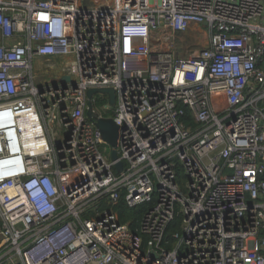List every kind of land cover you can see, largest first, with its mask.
Here are the masks:
<instances>
[{
	"label": "built area",
	"instance_id": "1",
	"mask_svg": "<svg viewBox=\"0 0 264 264\" xmlns=\"http://www.w3.org/2000/svg\"><path fill=\"white\" fill-rule=\"evenodd\" d=\"M0 264H264V0H0Z\"/></svg>",
	"mask_w": 264,
	"mask_h": 264
},
{
	"label": "water",
	"instance_id": "2",
	"mask_svg": "<svg viewBox=\"0 0 264 264\" xmlns=\"http://www.w3.org/2000/svg\"><path fill=\"white\" fill-rule=\"evenodd\" d=\"M60 81L65 83L67 81H72L71 77L65 75L60 79H54L53 82ZM104 94L107 95L109 98V103L114 106L116 104V90L112 87H104V88H90L87 91L88 96V109L87 115L88 117L93 120L96 126L100 129L102 137L104 141L111 147V157L113 160H117L119 158L118 155V140L120 136V125L114 120L112 117H100L98 113L94 111V102L93 98L95 95ZM118 170L123 169V162L119 161L116 164Z\"/></svg>",
	"mask_w": 264,
	"mask_h": 264
},
{
	"label": "trees",
	"instance_id": "3",
	"mask_svg": "<svg viewBox=\"0 0 264 264\" xmlns=\"http://www.w3.org/2000/svg\"><path fill=\"white\" fill-rule=\"evenodd\" d=\"M186 119H189V112L187 111ZM120 212V218L122 222H128L133 219L132 228L135 230L139 225V221L143 217L144 212L148 208L147 204H142L137 207H130L127 203L122 200L120 204L116 207ZM181 216H177L175 221L171 224L168 230V236L173 238V235L180 231Z\"/></svg>",
	"mask_w": 264,
	"mask_h": 264
},
{
	"label": "rangeland",
	"instance_id": "4",
	"mask_svg": "<svg viewBox=\"0 0 264 264\" xmlns=\"http://www.w3.org/2000/svg\"><path fill=\"white\" fill-rule=\"evenodd\" d=\"M53 60H50V59H46V58H42L40 59L39 61H35V66L36 67H42V66H47L50 62H52ZM40 73V71L38 72ZM53 73L51 72L49 75H46L45 76V83H50V82H53ZM108 104V98L107 96L105 95H101V94H98L97 95V107L100 109V111L106 115H110L111 114V111L109 110H106L105 109V105ZM104 147L107 148V150L105 151V153L107 155H109L110 153V150H111V147L109 145H105L102 147V149H104Z\"/></svg>",
	"mask_w": 264,
	"mask_h": 264
},
{
	"label": "clouds",
	"instance_id": "5",
	"mask_svg": "<svg viewBox=\"0 0 264 264\" xmlns=\"http://www.w3.org/2000/svg\"><path fill=\"white\" fill-rule=\"evenodd\" d=\"M9 135V134H8ZM10 136V135H9Z\"/></svg>",
	"mask_w": 264,
	"mask_h": 264
}]
</instances>
